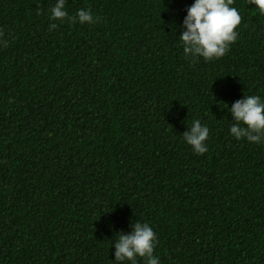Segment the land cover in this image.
Wrapping results in <instances>:
<instances>
[{
  "label": "trees",
  "instance_id": "trees-1",
  "mask_svg": "<svg viewBox=\"0 0 264 264\" xmlns=\"http://www.w3.org/2000/svg\"><path fill=\"white\" fill-rule=\"evenodd\" d=\"M55 2L0 0V264H110L136 221L160 264H264V144L228 111L264 99V16L234 0L237 40L205 61L179 44L194 0H66L91 24Z\"/></svg>",
  "mask_w": 264,
  "mask_h": 264
},
{
  "label": "clouds",
  "instance_id": "clouds-1",
  "mask_svg": "<svg viewBox=\"0 0 264 264\" xmlns=\"http://www.w3.org/2000/svg\"><path fill=\"white\" fill-rule=\"evenodd\" d=\"M255 11L264 16V0H249ZM234 0H194L187 8L182 23V34L178 37L183 53L192 58H203L205 61L220 59L228 52L231 44L238 37L236 29L241 24V15L233 7ZM67 20L69 23L91 24L94 17L91 9H80L75 16L66 10V0H56L50 9L49 20ZM56 24H50L55 29ZM6 40L0 45L7 47ZM228 111L233 118L230 123V135L239 140L254 144H264V99L259 95H248L234 102ZM209 128L199 119H195L182 135L184 142L197 155H203L208 148L206 140ZM157 244L156 233L148 223H132L130 234H117L114 247V261L110 264H160L154 255Z\"/></svg>",
  "mask_w": 264,
  "mask_h": 264
}]
</instances>
